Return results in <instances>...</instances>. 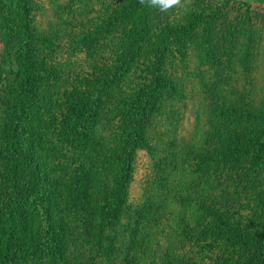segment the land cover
I'll list each match as a JSON object with an SVG mask.
<instances>
[{
	"label": "rangeland",
	"instance_id": "obj_1",
	"mask_svg": "<svg viewBox=\"0 0 264 264\" xmlns=\"http://www.w3.org/2000/svg\"><path fill=\"white\" fill-rule=\"evenodd\" d=\"M24 1L0 0V229L12 196L11 171L16 164L13 153L17 152L28 161L29 165L22 168L19 177L23 183H32L30 195L22 199L18 216L16 245L20 258H27V264H107L109 261L104 260L110 239L115 242L113 248L117 257L124 260L116 258L113 264H177L183 257L198 258L196 264H215L216 260L218 264H224L222 258L229 260L237 258L240 253L248 254L243 249L246 246L252 248L255 243L251 241L258 240L264 233L258 227L264 224V207L258 205L254 197L235 198L234 208H225L226 200L217 204L219 211L227 213V220L246 238L239 236L234 228L225 229L229 236H208L207 233L199 244H189L188 233L200 230L203 234L202 226L211 219L210 213L207 216L199 212L184 215L182 209L188 207L189 210L193 205L186 206L181 200L174 204L165 202L162 210L153 211L159 212L162 218L148 213L144 224L137 228L141 217H137L136 206L145 205L152 199L151 194H163L166 201L170 193L166 191L168 183L159 188L160 179L170 175L182 177L179 174H187L195 168L194 160L206 158L205 153H210L209 148L205 149L204 140L197 143L199 149L191 147L192 138L199 136L203 127L211 138L209 126L202 124L207 121L203 116L205 107L224 103L230 107L228 114L233 118L231 111L235 113L234 108L249 111L259 100L254 94L264 99V0H181L179 5L167 11L142 4L140 0H27L32 26L27 34L22 35L18 13ZM118 8L119 11L127 9L134 16V23L148 21L143 48L122 81L99 98L95 92L107 78V71H116L121 61L131 58L121 51L125 43L135 38L132 37L133 29L131 35L126 30L120 33L119 40L117 36L101 32L109 27L108 13ZM136 10L139 13L136 14ZM9 18L21 34L18 30L13 36L6 32L5 23ZM191 21L200 22L190 32L185 27ZM181 28L183 31L177 30ZM164 52L167 84L154 97L146 141L139 142V149L131 160L130 182L125 181V173L120 174L121 179L115 182L118 188L124 184L123 189L131 196L129 204L134 206L125 210L127 213L122 215L121 224L115 223L119 231L117 227L111 232L113 227L109 226L111 231H106L104 236L91 238L89 232H78L77 224L100 200L85 197L78 191L67 196L66 183L77 187L84 183L81 180L93 176V171H101L98 168L101 161L95 165L96 157L100 155H106L108 163H113L114 167L129 164V157L121 156L119 146L132 139L124 134L133 123L139 122V110L152 81L150 65L156 54ZM31 54L35 67L27 90L36 94V98L27 107L30 111L26 113L22 132L25 141L13 144L9 136L12 123L9 111L20 93L19 82L26 80V70L32 68V59L28 58ZM13 56L15 64L6 65V60ZM148 59L152 60L151 64ZM16 74L21 77L15 79ZM25 86H21L22 89ZM86 107H90V111L94 108L96 117H92L94 112L92 115L82 113L84 124L78 126L79 114ZM221 123L227 125V119ZM75 135L82 141L88 139L94 152L92 160L80 157L83 142L72 146ZM189 157L194 160L188 162ZM199 170L202 173V168ZM114 174L111 169L110 175ZM240 175L237 176L234 170L224 175L225 188L203 183L197 177L189 191H185L184 184L178 185L183 193L181 198L197 199L198 205L207 203L213 207L223 189L227 190V196H231L233 188L238 190L237 195L241 193ZM227 178L231 179L232 185ZM179 196V193L172 192L171 199ZM197 209L200 210L199 206ZM102 214L105 215L106 210ZM164 217L166 221H163ZM54 220L73 227V232L78 230L74 236L84 237L95 246L94 250L79 239H70L71 235L66 231L65 249L57 252L61 240L55 239L52 232ZM167 222L171 225L161 231L164 237L153 243L155 253L138 252L135 245L141 235L150 231L149 234L156 237L159 234L157 224ZM158 241L159 246L156 245ZM124 246V251L129 250L127 260L125 254L119 252ZM165 247L170 251L169 255L164 252ZM211 250L214 254H210ZM252 252L255 260L264 261V253L256 252L255 255V250Z\"/></svg>",
	"mask_w": 264,
	"mask_h": 264
},
{
	"label": "trees",
	"instance_id": "obj_2",
	"mask_svg": "<svg viewBox=\"0 0 264 264\" xmlns=\"http://www.w3.org/2000/svg\"><path fill=\"white\" fill-rule=\"evenodd\" d=\"M21 12L19 14V18L21 21L22 26V35H25L29 32L30 26H32L30 21V10L27 0L23 2V6L20 8ZM23 11V12H22ZM136 14L139 13L138 10L135 12ZM134 16L130 12H127V9L125 11H119L118 9H114L112 12L108 13V23L109 27L107 29H103L101 32L111 34L114 36H117V40L120 39L119 34L123 33L125 30L129 32V35H131L132 29V37H135L134 39L130 40L129 43H125V48L121 52H126L127 55H129L131 58L126 60L124 59L121 61V64L118 68H116V71H107V78L105 81L99 85L97 88V91L95 94L97 97L101 98L102 93L108 92L110 88L118 85L120 81H122V78L129 73L131 70V66L133 63H135L138 59V55L140 54L141 49L143 48V39L146 32L148 21L144 20L142 23L136 22L134 23ZM200 21H191L189 23V26L185 27V30L193 31L196 27V25ZM14 23L9 18L7 22L5 23V30L6 32H11L10 35L13 36L15 34V31L18 30V27L15 29L13 27ZM16 25L18 23L16 22ZM20 26V25H19ZM173 30V29H172ZM179 31H183V28L177 29ZM19 32V30L17 31ZM100 32V33H101ZM20 33V32H19ZM99 33V32H98ZM21 34V33H20ZM119 44V43H118ZM159 51H157L158 53ZM34 55L31 54V57H28L30 60L32 59L31 63H33L32 68L28 67L26 70V73H28L27 77L25 76L26 80L22 83L19 82L18 90L21 93V90L23 91L22 94L18 92L16 96V104L10 109V118L12 120V123L9 127V136L11 137V141L13 144H22L25 141V135H23L22 132H24L25 127V116L26 113H28L30 110L27 109L30 101L32 99L36 98V94L30 92L27 90L31 86L30 84V78L32 77V74H34V67L35 63L33 60ZM136 57V58H135ZM149 63L151 64L150 59H148ZM166 53L164 52L162 55L156 54V59L154 57V61H152L151 66V75H152V81L150 84V87L148 89V94L146 97V100L144 103H142V107L139 110V113L141 115L139 122L133 123L131 128L126 131V136H131V141L125 144L124 146H119L120 150L122 152L121 156L123 157H129V164L125 163L119 165V167H114L113 163H108L106 155H100L96 157L97 162H95V165L99 163L100 161V167H98L101 171L94 172L93 176L86 177L85 179L81 180L84 181V183H80L79 186L74 187V184L66 183L67 186V196H72L75 194L74 192H79L81 195H85V197H90L94 199L100 200L99 204L96 205L90 209L89 214L86 218L81 219L80 224H77V227L80 231L76 230L73 232V227H67L66 224L62 223L61 220L53 222V229L52 232L54 234L55 239L61 240V248L57 249V252L60 250H64V242H65V235L68 236L66 231H68L69 235H71L70 239L76 238L81 240L82 243H84L86 246L91 249H93L95 246L89 241H86L84 237H78L74 236L76 232H89L91 238H98L104 236V233L106 231H111L109 226H112V231H115L116 227L115 223H120V219L124 216L125 210L128 208L133 207L134 205H130L131 203V196L128 194V192L123 189V185L118 188L116 181L121 179L120 174L126 175L125 181L130 182L132 177V163L131 160L133 159L134 154L138 151L139 142L146 141L147 136V129L148 127V121L149 118L152 117V104L154 102V97L156 94H158L161 90L164 89L166 83V79L164 77L165 71L167 69L166 67ZM16 60L14 59V56L7 59L5 64L6 65H12L15 64ZM22 72V71H21ZM25 72V71H24ZM21 77L20 74H16L15 79H19ZM26 85V86H25ZM25 86L24 89L22 87ZM29 91V92H28ZM256 98L259 100L255 101L252 107H250L249 111H245L246 109L243 108H234L236 109L235 113L233 110L231 111L233 113V118L228 114L231 110L230 107L225 106L224 103L216 104V105H210L205 107V113H203V116L207 119L205 123H202L203 125L209 126V135L211 134V138H209L206 130H204V127L199 130V136H195L192 138L191 147L193 150L199 149L197 146V143L201 140H204L206 142V148H209L210 153H205L206 158L202 157L199 161L194 160V157H189L188 162H193L196 164L195 168L193 170H189L186 173L187 174H179L183 175L182 177H174V176H165L159 181V188H163L166 186V183H168L166 188V191H169V198L164 201L162 195L157 196L154 194H151L152 199L148 200L145 205L144 204H138L137 209L138 215L141 217L139 218L140 224L137 226L140 227L141 224H144L143 220L146 219V217L149 215L148 213L152 214L154 213L156 216H161L159 212H153V211H160L165 207V202L168 204L171 201V204L173 203H179L180 200L183 204H187L186 206L193 205V208H190L188 210V207H185L182 209V214H188V213H194L199 212L203 216H207L210 213L211 219L207 222H204L205 224L202 226L204 230H202L203 234L200 230H197L195 232H191L192 234L188 233V243L193 244L197 243L199 244L202 240L201 237L205 234H213V235H219L220 237H223L227 234H225V229H233L236 230L239 236L246 238L245 234L241 232V230L233 227L231 224V221H228L229 215L225 213L224 211H219L217 208V204L223 203V200H226L225 208H234L236 204L233 203L236 198L237 200L243 198L246 199L248 196L254 197V201L257 202L258 205L261 207H264V185L261 186V180L264 178L262 175L264 174V99L262 96L258 94H254ZM218 102V101H216ZM82 112L79 114L78 119V126H81L84 124V120H82V113L89 112L90 115L94 112L92 117H96L95 109L92 108L90 111V107H86ZM31 112L33 110L31 109ZM231 114V113H230ZM98 115V113H97ZM231 118V119H230ZM227 119V125L225 123H221L223 120L225 121ZM210 121V122H209ZM74 127H77L76 125ZM73 127V128H74ZM134 127V129H132ZM263 127V130L261 129ZM200 128V127H199ZM82 130V129H81ZM78 131V130H77ZM207 136L208 139H205L203 137ZM77 132H75L76 134ZM81 142L84 143V145H81ZM92 142V141H91ZM120 144V143H119ZM81 145V158H85L87 161L92 160V156L94 155V152L91 150V145L88 142V139L85 141H82V138L80 136L75 135V140L72 142V146H79ZM121 145V144H120ZM72 148V147H71ZM73 149V148H72ZM15 152V151H14ZM213 152V153H211ZM99 155V154H98ZM12 158L15 159V167L13 169V172L11 171L12 177H11V197L8 200V205L6 206V211L3 216V225L0 229V264H27V258H24L22 260L20 258V250L17 247L16 238H17V224H18V216L20 214V210L22 207V199L24 197H27V195H30L29 192H31V184L32 183H26V181H21L22 178L19 177L20 171L25 165H29L28 161L26 159L21 158V156L15 152L13 153ZM81 158H79V162L81 166L83 167V164L81 163ZM117 158V157H116ZM103 160V161H102ZM85 161V162H87ZM198 164V165H197ZM99 166V165H98ZM162 166V165H161ZM32 167V166H31ZM127 168V171H126ZM199 168H202V173H200ZM114 170L115 174L114 176L110 175V171ZM186 168L185 170H187ZM237 171V176L240 174L239 182L241 185H243V190L239 195L238 190L233 188L231 196L225 195L227 190L223 189L221 195L217 197L216 205L213 207H210L209 205H198L199 202L197 199H182L183 196L182 189L178 185H185L186 187H183L185 191L191 190V185L194 180L199 177L203 183H214L219 186L224 187V175L226 176L229 171ZM14 173V178H13ZM181 173V172H179ZM239 173V175H238ZM228 182L232 185L231 179L227 178ZM166 181V182H165ZM181 181V182H180ZM165 182V183H164ZM205 185V184H204ZM259 186V188H258ZM261 186V187H260ZM251 187L254 189L249 190ZM225 188V187H224ZM259 189V190H258ZM237 190V192H235ZM249 190V191H247ZM104 195L102 194V192ZM106 191V193H105ZM248 193H245V192ZM172 192L175 195L180 194V196L177 199H171ZM181 192V193H180ZM163 193V192H162ZM211 194V193H210ZM112 198V200H110ZM188 198V197H187ZM226 198V199H225ZM231 198V199H230ZM216 199H213V201ZM230 199V200H229ZM153 200L151 203H148L149 201ZM126 206V207H125ZM183 206V205H180ZM199 206L200 210L197 209ZM88 209V208H87ZM106 214L103 215L102 213ZM253 209H251V212ZM127 213V212H126ZM135 213V212H134ZM123 215V216H122ZM231 220H233V216H231ZM162 218V216H161ZM163 221H166V217L163 218ZM206 221V219H204ZM117 224V225H118ZM155 224V223H154ZM161 225V223L157 224V228L159 229L156 237L154 235H150V231L146 234H140L141 239L136 243L135 247L137 248L138 252L142 251L146 254L150 251H153L154 242L155 239H160V237H164V234H162L161 231L167 229L171 223L167 222L165 225ZM115 226V227H114ZM145 228L146 226L143 225ZM264 231V224L258 225ZM135 228V230L137 229ZM143 228V227H141ZM117 230L119 231L120 228L118 227ZM138 230V229H137ZM121 232V231H120ZM146 232V231H145ZM140 233H143L140 231ZM198 233V234H197ZM237 235V236H238ZM261 237L258 238V240H252V243H255L252 245V248L250 246H246L245 249H243L245 252H248V254L243 253V255L240 253L237 258L235 259H224L222 258V263L224 264H264V261H259L254 259V253L252 250H255L256 252L264 253V233L260 234ZM229 236V235H227ZM249 240V239H247ZM56 242V240H55ZM99 242L96 240V243ZM158 241L156 245L159 246ZM104 244V243H103ZM106 249L107 250V258L104 260H108L109 262L107 264H113L114 260L117 257L118 254L116 253V250L113 248L115 245V242L113 240H109L107 243ZM163 246V244H161ZM58 247V244H57ZM173 247V245H172ZM126 247L121 250H119L120 254H125L126 260L128 259V252L127 249L124 251ZM133 249L132 247L130 250ZM94 250V249H93ZM105 250V249H104ZM136 250V249H134ZM123 251V252H122ZM164 252L168 253L169 255L170 251L165 247ZM93 253V251H92ZM155 253V252H154ZM152 254V253H150ZM210 254H214V250L210 251ZM153 255V254H152ZM207 255V254H206ZM168 257V256H167ZM169 258V257H168ZM167 258V259H168ZM167 259H164L165 261ZM123 260V259H122ZM198 258H191V257H183V260H181V263L177 264H196ZM204 260L201 259V262ZM124 262V260H123ZM209 262V261H208ZM218 264V261L216 260ZM165 264H173V262H167ZM210 264V262H209Z\"/></svg>",
	"mask_w": 264,
	"mask_h": 264
},
{
	"label": "clouds",
	"instance_id": "obj_3",
	"mask_svg": "<svg viewBox=\"0 0 264 264\" xmlns=\"http://www.w3.org/2000/svg\"><path fill=\"white\" fill-rule=\"evenodd\" d=\"M142 4L147 3L149 6L159 8L161 11H167L181 3V0H140Z\"/></svg>",
	"mask_w": 264,
	"mask_h": 264
}]
</instances>
